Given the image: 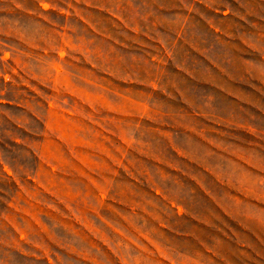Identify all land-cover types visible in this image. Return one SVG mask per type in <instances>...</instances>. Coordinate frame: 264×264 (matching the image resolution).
Listing matches in <instances>:
<instances>
[{
    "label": "rangeland",
    "instance_id": "rangeland-1",
    "mask_svg": "<svg viewBox=\"0 0 264 264\" xmlns=\"http://www.w3.org/2000/svg\"><path fill=\"white\" fill-rule=\"evenodd\" d=\"M261 186L264 0H0V264H264Z\"/></svg>",
    "mask_w": 264,
    "mask_h": 264
},
{
    "label": "crops",
    "instance_id": "crops-1",
    "mask_svg": "<svg viewBox=\"0 0 264 264\" xmlns=\"http://www.w3.org/2000/svg\"><path fill=\"white\" fill-rule=\"evenodd\" d=\"M248 163H249V165H252V166L254 167V165L252 164L251 161L248 162ZM240 168H242L245 172H249V173L253 174V173L251 172L252 170L250 171V170H249V167H248L247 165H241ZM254 170H256V169H254ZM260 189H262V190H260L259 193H260V192H263L262 195H264V186H261ZM263 201H264V200H263Z\"/></svg>",
    "mask_w": 264,
    "mask_h": 264
}]
</instances>
